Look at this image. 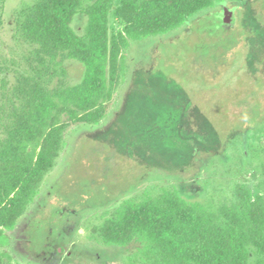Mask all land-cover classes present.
Returning a JSON list of instances; mask_svg holds the SVG:
<instances>
[{"label":"rangeland","instance_id":"374dc122","mask_svg":"<svg viewBox=\"0 0 264 264\" xmlns=\"http://www.w3.org/2000/svg\"><path fill=\"white\" fill-rule=\"evenodd\" d=\"M35 2L3 0L0 141L16 78L35 64L18 26ZM86 22L77 15L71 27L82 35ZM109 26L120 29L111 16ZM122 57L106 117L68 128L55 167L5 232L12 264H140L139 241L92 235L124 202L175 189L216 211L238 186L264 196V0H222L174 31L130 40ZM64 66L78 84L83 67Z\"/></svg>","mask_w":264,"mask_h":264},{"label":"trees","instance_id":"16d2710c","mask_svg":"<svg viewBox=\"0 0 264 264\" xmlns=\"http://www.w3.org/2000/svg\"><path fill=\"white\" fill-rule=\"evenodd\" d=\"M222 0H36L18 13L23 39L35 48L28 72L12 88L5 137L0 141V249L53 170L64 135L76 125H97L123 77L129 41L174 31ZM3 0H0V26ZM87 18L84 33L71 24ZM120 25L110 33L109 17ZM66 60L83 67L81 81H66ZM253 123L248 119L247 123ZM107 246H144L140 264H264V196L238 186L235 202L216 211L178 190L124 202L93 228ZM0 264H12L0 251Z\"/></svg>","mask_w":264,"mask_h":264},{"label":"flooded vegetation","instance_id":"af4514ba","mask_svg":"<svg viewBox=\"0 0 264 264\" xmlns=\"http://www.w3.org/2000/svg\"><path fill=\"white\" fill-rule=\"evenodd\" d=\"M225 13H226V11H225ZM224 20H226V18Z\"/></svg>","mask_w":264,"mask_h":264}]
</instances>
